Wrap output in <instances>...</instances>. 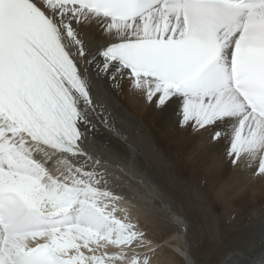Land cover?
<instances>
[{
	"label": "snow or ice",
	"instance_id": "6c2138e0",
	"mask_svg": "<svg viewBox=\"0 0 264 264\" xmlns=\"http://www.w3.org/2000/svg\"><path fill=\"white\" fill-rule=\"evenodd\" d=\"M94 89L264 181V0H0V264H165Z\"/></svg>",
	"mask_w": 264,
	"mask_h": 264
},
{
	"label": "bare ground",
	"instance_id": "6f19581e",
	"mask_svg": "<svg viewBox=\"0 0 264 264\" xmlns=\"http://www.w3.org/2000/svg\"><path fill=\"white\" fill-rule=\"evenodd\" d=\"M94 92L109 110H112V104H115L117 107L122 106L127 113L126 119H122L118 114L116 119L129 134L132 146L121 144L120 151L116 152L100 145L127 173V177H121L117 181L120 188L132 197L134 202L148 207V201L145 200L147 196L167 200L166 203L162 202L164 209L171 208L172 203L186 209L185 199L178 192L179 189L184 190L192 201H198L204 191H201L196 183L190 185L189 190L186 189L184 177L179 175L172 163V158H179L187 170L194 171L205 179L207 200L228 210L234 207L241 215H248L246 225L253 229L254 238H261L259 243L252 238L243 252L227 254L221 264H261V261H264V181L252 178L247 172L237 170L226 163L223 148L208 152L203 140L194 134L179 132L161 123L155 114L143 108L126 92L117 93L111 101L104 97L100 89H94ZM96 146L97 142H93L90 148L95 150ZM52 167L55 169L57 165L53 164ZM173 213L171 208V214ZM189 219L192 220L190 217ZM148 224L150 233H163L156 223L148 220ZM151 236L160 242L162 240L158 239L157 233ZM176 242L175 239L168 241L171 245H176ZM177 249L187 251L185 246H176ZM162 260L165 264H178L173 251L167 247Z\"/></svg>",
	"mask_w": 264,
	"mask_h": 264
},
{
	"label": "rangeland",
	"instance_id": "374dc122",
	"mask_svg": "<svg viewBox=\"0 0 264 264\" xmlns=\"http://www.w3.org/2000/svg\"><path fill=\"white\" fill-rule=\"evenodd\" d=\"M172 163L174 169L179 171V175L184 177L186 189L189 190L190 185L196 183L204 192H201L198 201H192L184 190L179 189L178 192L185 199L186 209L177 203H172L171 208L182 220L184 228L180 226L181 224L175 223L171 211L164 209L162 202L166 203L167 200L163 197L164 200H161L158 196V199H152L143 194L151 209L150 222L156 223L155 225L163 230L160 234L157 231H152L150 234L157 233L158 239H162L161 242L167 241V244L174 239L177 241L176 245L169 244L167 248L173 251L178 264H185V258L179 254L176 246L177 248L185 246L194 264H221L227 254L243 252L246 245L254 238L253 229L246 225L248 215H241L234 207L228 210L207 200L205 179L196 172L187 170L179 158H172ZM254 240L259 243L261 238L255 237Z\"/></svg>",
	"mask_w": 264,
	"mask_h": 264
}]
</instances>
